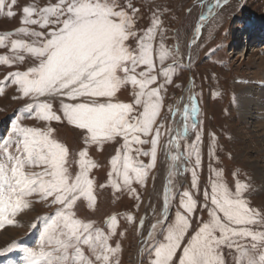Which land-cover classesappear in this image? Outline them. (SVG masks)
<instances>
[{"label":"snow or ice","instance_id":"snow-or-ice-1","mask_svg":"<svg viewBox=\"0 0 264 264\" xmlns=\"http://www.w3.org/2000/svg\"><path fill=\"white\" fill-rule=\"evenodd\" d=\"M226 2L207 6L186 49L200 46L205 22ZM145 8L151 13L146 24ZM16 9L19 26L0 31V67L6 71L0 95L12 88V98L25 103L0 137V230L17 226L37 206L54 211L31 225L41 226L35 247L13 242L0 257L7 264H121L120 240L128 230H119L123 219L140 238L139 264H264V206L252 202V177L236 169L226 180L214 166L221 162L216 134L208 133L209 176L202 189L198 94L189 88L182 110L166 105L169 89L181 87L178 73L194 63L190 54L184 63L179 29L171 37L177 43H166L167 9L155 0H0V17L12 20ZM54 122L77 132L81 146L75 153L57 138ZM164 138L170 163L161 207H153L150 218L113 214L100 223L81 215L82 208L97 211L105 189L117 199L132 197L138 213L141 190L150 180L154 186ZM106 145L119 146L106 181L98 183L93 173L100 165L90 150L102 152Z\"/></svg>","mask_w":264,"mask_h":264},{"label":"rangeland","instance_id":"rangeland-1","mask_svg":"<svg viewBox=\"0 0 264 264\" xmlns=\"http://www.w3.org/2000/svg\"><path fill=\"white\" fill-rule=\"evenodd\" d=\"M28 2L30 0H19L21 5ZM155 4H158L161 9H167L164 15L165 27L169 29L167 35L170 37L166 41L167 44L177 43V40L171 37L173 29H179L181 54L184 55V63L187 66L188 49L185 45L191 41L193 25L197 23L198 17L207 11L208 5L215 4V0H203V2L202 0H155ZM188 8L193 9L191 15L187 13ZM16 10L18 16L12 20L0 17V31L13 30L19 26V9ZM144 13L142 23L146 24L151 13L147 8ZM255 41L260 43L257 49L252 47ZM199 44V47L192 48L190 52L194 63L190 68L186 67L182 73H178L176 83L181 84V87L169 89L166 105L179 107L191 79L192 90L198 94L199 100L200 112L197 122H202L204 129L201 188L206 186L209 176L207 153L211 137L208 133H215L217 155L221 162L214 166L223 170L229 182H231V173L236 169L250 175L257 189L252 202L256 206H264V179H262L264 178V142L262 141L264 129L263 127L255 128L250 119L244 117L238 103L240 98L247 96L245 89L248 83L257 82L256 76L252 74L257 72L259 76H264V0H227L226 3L215 7L213 16L209 17L202 29ZM242 53H244L243 56ZM5 74L4 68L0 67V79ZM259 87L263 89L264 85ZM14 95L16 93L12 88H6L5 94L0 95V137L9 131L13 121L20 114L19 110L24 107L25 102L13 99ZM164 115L170 117L167 112ZM23 123L29 126H40L39 122L32 120H24ZM53 127L57 130V138L67 144L73 153L80 148V137L74 129L55 122ZM166 139H162L161 142L158 165L154 172L156 175L154 186L150 180L147 190H141L144 204L141 205L138 213L132 197L122 194L117 199L111 189H105L98 194L97 211L92 214L86 208H82L81 215H91L100 223L113 214L118 218L129 213L137 217L150 218L152 208L159 209L162 204L160 185L167 159L163 150ZM191 139H194L192 133H190L189 142ZM118 146L106 145L102 152L96 151L95 148L90 150L93 159L100 165L93 173L98 183L106 181L107 172L110 169V158L115 154ZM229 153L232 159H228ZM145 162H147L146 158ZM73 168L75 170V166ZM189 181L190 174L182 178L183 187H188ZM53 211L54 209L37 206L35 212L18 218L20 221L17 226L0 230V249L8 247L13 242L20 248L35 247L41 226L37 225V228L33 229L31 225L38 217L51 214ZM204 215L206 217V213ZM119 222L120 231H124L125 227L128 229L120 240L123 248L121 264H139L138 241L140 238L133 228L127 226L126 221L120 219ZM147 226L146 223L145 232ZM18 255L17 252L10 254L13 259H17ZM0 264H7L5 257H0Z\"/></svg>","mask_w":264,"mask_h":264},{"label":"bare ground","instance_id":"bare-ground-1","mask_svg":"<svg viewBox=\"0 0 264 264\" xmlns=\"http://www.w3.org/2000/svg\"><path fill=\"white\" fill-rule=\"evenodd\" d=\"M259 45H260L259 41H255L252 44V47H253V49H257V47ZM243 55H244V53H242V56ZM252 75L256 76L257 82L253 83V84L248 83V85L245 89L247 96L245 98H243V97L240 99L238 98L239 99L238 103L240 104L239 108L242 111L244 117L245 116L248 117V119H250L251 123H253V126L255 128L260 129V127H263V129H264V88L261 89V87H259V85H264V76H262V75L259 76L257 72H254ZM187 87L188 88L186 89V92L183 96V100H181V103L179 105L181 110L183 108V104L187 103V101H188V99H187L188 94H189L188 89L192 88L191 83L188 84ZM262 133L264 136V130H262ZM262 141L264 142V140H262ZM169 163H170L169 160L166 159L165 170L163 172V178L161 179V185H160L161 192H162V185H163L164 180L167 176V169H168ZM258 176H259V174H258ZM262 177L263 176H261V178ZM262 179H264V178H262ZM27 226H28V223H27ZM11 230H12V228H11ZM14 233H15V231H14ZM6 242L8 243V241H6Z\"/></svg>","mask_w":264,"mask_h":264},{"label":"water","instance_id":"water-1","mask_svg":"<svg viewBox=\"0 0 264 264\" xmlns=\"http://www.w3.org/2000/svg\"><path fill=\"white\" fill-rule=\"evenodd\" d=\"M190 52H191V49H188V55L190 54ZM190 83H191V79L189 80L188 84H190Z\"/></svg>","mask_w":264,"mask_h":264}]
</instances>
